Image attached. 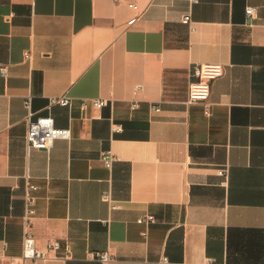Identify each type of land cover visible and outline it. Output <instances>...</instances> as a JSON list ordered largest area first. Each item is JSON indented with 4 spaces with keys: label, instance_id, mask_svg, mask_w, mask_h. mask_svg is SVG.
<instances>
[{
    "label": "crops",
    "instance_id": "0c3cea01",
    "mask_svg": "<svg viewBox=\"0 0 264 264\" xmlns=\"http://www.w3.org/2000/svg\"><path fill=\"white\" fill-rule=\"evenodd\" d=\"M196 62L224 65L209 114L186 102ZM0 64V264H264V0H0ZM29 96L71 136L28 147ZM27 181L36 246L67 260L20 258Z\"/></svg>",
    "mask_w": 264,
    "mask_h": 264
},
{
    "label": "built area",
    "instance_id": "2783aa9c",
    "mask_svg": "<svg viewBox=\"0 0 264 264\" xmlns=\"http://www.w3.org/2000/svg\"><path fill=\"white\" fill-rule=\"evenodd\" d=\"M196 1V0H193ZM249 21H252L255 17V8L253 6H247L245 8ZM184 23L190 22V16L184 15L182 18ZM25 56L30 57V52L25 51ZM0 72L3 75L7 73V67L0 64ZM224 73V65L218 62H196L190 66L189 69V84L187 91V103L200 102L204 107L206 114L210 113L212 102L210 101V94L214 81ZM142 89L141 84L134 86V92ZM73 97L67 94L52 97L50 104L57 103L64 106H70ZM107 103V100L102 97H82L80 98L81 112H86L89 108H101ZM24 105L28 110V129L26 132V142L28 147H34L38 149H49L56 138H69L71 136V130L69 127H58L54 124L53 117L51 115H40L34 119H31V98L30 96L24 100ZM137 105L136 102L132 103V107ZM154 110H159L157 104H151ZM112 130L121 131L122 125L120 123H111ZM115 155L112 151H106L102 153V160L104 165L108 168L111 167L112 161ZM220 174H225L226 168L218 169ZM36 183L27 181L25 185L24 199L25 210L22 215L23 224V236H22V249L20 258L23 262L31 259H48V258H60L67 260L70 257V246L68 243L62 244V241L58 238L50 239L46 243V249H40L36 246V238L30 230V225L35 214V199L36 196L32 194V191L38 189ZM102 199L108 202L111 209H116L118 204L113 199L110 190H106L102 193ZM154 220L152 214H146L140 216L138 222H151ZM53 251V254L49 252ZM88 256L90 258H99L103 264H108L112 260V255L108 251H90Z\"/></svg>",
    "mask_w": 264,
    "mask_h": 264
}]
</instances>
